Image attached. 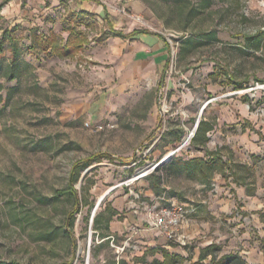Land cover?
Here are the masks:
<instances>
[{"label": "rangeland", "instance_id": "rangeland-1", "mask_svg": "<svg viewBox=\"0 0 264 264\" xmlns=\"http://www.w3.org/2000/svg\"><path fill=\"white\" fill-rule=\"evenodd\" d=\"M22 4L21 23L0 15V259L143 264L132 247L122 249L126 233L100 246L91 218L102 198L95 215L108 204L122 218L183 205L176 238H166L185 248L184 264H212L211 256L193 261L208 241L220 247L216 260L236 253L264 264V45L249 38L264 29V0H135L125 11L116 4L125 27L165 37L161 69L147 54H129L131 43L95 13L64 3L37 16ZM202 119L209 139L194 144ZM205 149L215 152L216 169L163 167L173 156L211 160ZM98 152L111 156L87 167L95 205L90 213L81 206L71 226L74 200L56 191L75 162ZM143 230L147 239L158 229L147 221ZM148 247L149 262L164 259Z\"/></svg>", "mask_w": 264, "mask_h": 264}, {"label": "trees", "instance_id": "trees-1", "mask_svg": "<svg viewBox=\"0 0 264 264\" xmlns=\"http://www.w3.org/2000/svg\"><path fill=\"white\" fill-rule=\"evenodd\" d=\"M9 0H3L1 2V6L7 3ZM104 20L108 23L110 27V32L113 35L122 36V37H134L139 33L143 32H150L147 29H134L128 32H124L120 27L119 24L121 22V16L112 14L109 10L106 4H104ZM13 29H7L5 32L12 33ZM250 39L256 40V45L258 47H261L264 45V29H260L255 35L249 36ZM186 42H190V39H187ZM3 50V42L0 43V52ZM16 75H12L11 78H15ZM235 80V79H234ZM237 82L238 87H242L244 85V82L242 81H234ZM211 126L206 125V120L202 119L198 123V127L196 130L195 135L192 138V141L194 144L203 143L206 144L209 137L207 135V131L211 129ZM206 152L208 149H205ZM212 157L211 160H206L203 156H196L191 159H185L183 157L173 156L166 163H164L163 167L167 170L172 171H179V170H186L191 174H195L198 172L204 173L206 170H213L216 169V156L215 152L211 151L209 153ZM105 156H111L109 153L105 152H98L94 153L84 159L78 160L74 163L72 171H71V177L69 184L61 189H57V195H64L67 194L74 200L75 208L73 212L68 217L69 224L73 226L75 224L76 220V213L81 209V206H88V213L91 212L92 208L95 205V200H91L89 198V193L91 189V183L89 180V173H86L83 177L82 182V189L85 193L84 195L80 197L79 189L76 187V183H78L81 180V176L83 174V171L89 167L91 164L97 161H101L103 157ZM206 181V180H205ZM115 216H118L119 218H122L121 212L112 205H106L104 209L99 211L93 221V227L95 229V234H98L99 237L102 240L100 242V246L108 245L111 236H117L115 233L111 231V221L114 219ZM261 217L264 220V212H261ZM87 220H89V216H87ZM220 247H217L214 245V243L204 247L202 249V252L200 254V260L207 257L209 254H212V264H230L234 260H238L241 264H247L246 260L239 254L236 253H229L223 255L219 260H216V255H214L215 249H219ZM159 249L162 251L164 255V259L155 258L152 262H149L147 259V254L145 253L143 256L138 257L136 259L137 261L142 262L143 264H184L185 256L178 254V253H172L168 249L158 246L152 248V252H157ZM121 262L124 261H117L116 259L112 261H106L103 264H121ZM0 264H26L18 259H0Z\"/></svg>", "mask_w": 264, "mask_h": 264}, {"label": "crops", "instance_id": "crops-1", "mask_svg": "<svg viewBox=\"0 0 264 264\" xmlns=\"http://www.w3.org/2000/svg\"><path fill=\"white\" fill-rule=\"evenodd\" d=\"M49 1L50 2L48 3L47 0H27L26 6L32 8L31 15H33L35 11H37L39 13H36L35 15L40 16L44 11L50 12L58 8H61L64 3H70L71 5L74 4L76 10L88 12V13H95V16L97 18H103L104 4H106L108 10L115 15H118V13H114L113 11L116 8L115 5L120 3L121 1L124 3L123 4L124 11L127 10L128 7L130 8L132 4H135V0H49ZM22 3L23 0H9L7 3H5L0 7V15L3 16V19L11 21L12 25L21 23L22 20L24 19L22 16L24 11ZM121 19H122L121 20L122 24L121 27L120 26L119 27L124 32H128L134 29H140L139 27L136 26L131 27L129 24L125 27V24L129 23L127 22V17L125 14L122 15ZM114 36L122 37L117 35ZM123 38L127 40L129 43H131V45H128L129 48L127 49L129 54L134 56L138 54H147L149 58H153V61L157 65L158 69H161L166 65L168 58L166 57V48H165L166 42H165V37L163 35L152 32H143L137 34L134 37H123ZM115 207L121 212L120 207H117L116 205ZM262 212H264V210H262ZM121 214L123 215V213ZM145 220H147L146 214L144 212H140L139 209H134L131 212H124V217L122 219H120L118 216H115L114 219L111 221V231L116 235H119L121 233H126L127 238L131 237L126 247L128 246L130 248L132 247L135 251V253L133 254H135L137 258L143 256L147 252L146 250H149L148 246L154 245V247H156L157 246L156 244H160L159 246L167 248L171 252L178 251L186 258L189 257V254L186 251H184L185 248L183 247L173 248L174 245L169 240H167L166 236L160 230L154 231L155 233L153 232L150 233L146 231L145 233L147 239L140 238V233L141 234L143 233L144 224L145 222H147ZM127 238L123 239V241L124 240L126 241ZM208 244H210V241L203 244V246L206 245L208 246ZM200 254L201 252H197L196 256L193 257V261L200 260ZM208 256L212 257V254H209ZM207 257L203 258L202 260L206 259ZM249 264H258V263L254 262Z\"/></svg>", "mask_w": 264, "mask_h": 264}, {"label": "built area", "instance_id": "built-area-1", "mask_svg": "<svg viewBox=\"0 0 264 264\" xmlns=\"http://www.w3.org/2000/svg\"><path fill=\"white\" fill-rule=\"evenodd\" d=\"M184 213L185 209L181 204L166 205L150 210L146 214V219L152 229L164 231L167 238L174 239ZM130 238H127L122 249L126 248ZM111 241L114 243V235L111 236Z\"/></svg>", "mask_w": 264, "mask_h": 264}, {"label": "water", "instance_id": "water-1", "mask_svg": "<svg viewBox=\"0 0 264 264\" xmlns=\"http://www.w3.org/2000/svg\"><path fill=\"white\" fill-rule=\"evenodd\" d=\"M198 123H199V122H198ZM197 127H198V124H197ZM197 127H196V130H197ZM172 155H173V154L170 153V154L167 156V158H170ZM89 169H90V168H87V169L85 170V174L89 171ZM83 177H84V175L82 176L81 181L83 180ZM101 199H102V198H101ZM101 199L98 201L97 205L94 207L93 214H92V218H91V219H92V222L94 221L95 213H96V210H97L98 206H99L100 203H101Z\"/></svg>", "mask_w": 264, "mask_h": 264}, {"label": "bare ground", "instance_id": "bare-ground-1", "mask_svg": "<svg viewBox=\"0 0 264 264\" xmlns=\"http://www.w3.org/2000/svg\"><path fill=\"white\" fill-rule=\"evenodd\" d=\"M192 135V134H191ZM170 154V153H169ZM168 155V154H167Z\"/></svg>", "mask_w": 264, "mask_h": 264}]
</instances>
